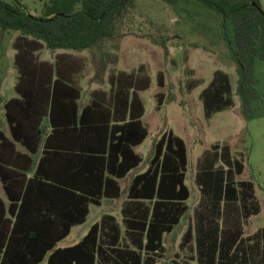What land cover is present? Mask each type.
Returning <instances> with one entry per match:
<instances>
[{
    "label": "trees",
    "instance_id": "trees-1",
    "mask_svg": "<svg viewBox=\"0 0 264 264\" xmlns=\"http://www.w3.org/2000/svg\"><path fill=\"white\" fill-rule=\"evenodd\" d=\"M158 1L189 21L202 40L223 49L235 67L234 93L242 118L264 117V10L259 1ZM134 7L135 0H46L41 14L32 15L17 0H0V32L17 33L11 44L16 97L3 104L10 138L0 132V183L6 199L0 198V264H154L163 252L162 235L185 213L186 145L167 130L152 144L147 168L128 187L129 202L120 210L122 237L115 219L104 215L76 244L55 247L84 222L88 205L119 198L118 180L141 163L134 148L148 132L141 122L139 93L149 88L150 78L142 70L118 71L108 77L107 93H93L80 106L77 77L85 68L83 57L57 53L49 62L37 53L81 52L116 40L125 34ZM161 79L158 72L159 88ZM160 99L157 93L156 109ZM200 99L206 119L231 107L228 75L213 72ZM211 150L215 158L194 179L202 196L199 217L218 220L221 204L229 201L239 202L243 219L256 215L252 183L233 179L243 164L228 147L219 151L215 144ZM143 201L151 202V208ZM214 225V237L196 241L200 264H214L216 251L224 246ZM189 241L188 228L182 245ZM259 241L264 245V228L245 238L246 258L224 261L219 253L216 264L264 263V255L255 253ZM237 243L227 240L229 247Z\"/></svg>",
    "mask_w": 264,
    "mask_h": 264
},
{
    "label": "rangeland",
    "instance_id": "rangeland-1",
    "mask_svg": "<svg viewBox=\"0 0 264 264\" xmlns=\"http://www.w3.org/2000/svg\"><path fill=\"white\" fill-rule=\"evenodd\" d=\"M18 1L32 15L41 14L46 2ZM258 1L264 10V0ZM127 17L123 29L125 34L120 38L106 40L100 47L68 53L83 57L85 62L84 70L77 77L81 88L80 105L87 103L94 92H106L109 88L108 77L118 71L142 70L151 78L150 88L141 93L145 104L142 122H145L151 137L146 144L137 148L142 163L136 171L146 167L151 145L164 131L170 129L186 144L188 164L185 183L190 190L189 210L183 219L181 218L182 222L180 221L178 228L175 227L171 234L165 235V256L158 264H167L174 254H184L178 246L199 197L198 188L194 184V177L199 172L197 164L200 167V162L204 156L212 153L210 149L215 144L218 145L219 151L222 147H228L231 157L243 164L242 174L235 176V180H249L254 188L255 200L260 205L259 213L249 216L244 222V234H251L264 227V117L252 120L242 118L234 93L236 73L233 63L227 59L220 46L202 40L191 30L189 21L180 19L161 1L135 0V7L129 11ZM4 32H0V53L4 58L3 65L6 70L12 66L6 56L10 52L11 41L16 33ZM152 38L159 39V43H153ZM161 40L164 44H161ZM59 52L64 51L43 49L37 56L40 60L51 61ZM215 71L228 75L233 104L206 119L200 92L209 83ZM158 72L162 74V88L157 86ZM7 93V97L15 96L13 90H8ZM157 93L161 94L158 111L155 109ZM122 185L125 188L126 182ZM0 194L3 195L1 190ZM118 207V201L106 202L101 211L117 216ZM91 218L89 215L86 222L73 229L58 246H69L77 242L80 235L92 224Z\"/></svg>",
    "mask_w": 264,
    "mask_h": 264
},
{
    "label": "crops",
    "instance_id": "crops-1",
    "mask_svg": "<svg viewBox=\"0 0 264 264\" xmlns=\"http://www.w3.org/2000/svg\"><path fill=\"white\" fill-rule=\"evenodd\" d=\"M5 32H7V31H5ZM16 34H15V36H16ZM13 39H12V41H13ZM12 41H11V44H12ZM56 51H62V50H56ZM14 52L15 51L11 47L9 54L6 56L8 59H10L11 64H12V61H13ZM66 52L67 51L59 52V53H66ZM3 59L4 58L2 57V55L0 53V132H2L3 135L6 138H10L9 137L8 126H7L5 117H4L3 104L7 100L16 97V94H15V96L7 97V96H9V93L6 94V91H8V90H13L14 91V85H15L16 79H17V72H16L15 68L13 67V65L9 69L5 70L4 65H3ZM43 61H47V60H43ZM51 61H49V62H51ZM150 85H151V78H150ZM149 88H150V86H149ZM148 89L139 93V97H140V100H141L142 105H143V114L141 116V122H142V117H143L144 112H145V104H143L141 93H144V92L148 91ZM108 90H109V88H108ZM108 90L106 92L105 91H101V90H99L97 92L107 93ZM97 92H94V93H97ZM80 99H81V97H80ZM89 99H90V97H89ZM82 105H84V104H82ZM82 105H80V106H82ZM155 109H156V106H155ZM159 109H160V107H159ZM159 109H156V110L158 111ZM144 119H145V116H144ZM143 122H142V125L146 128V130L148 132V135H147L146 139L140 145H138L137 147L134 148V151L139 156H140V154L137 151V148L142 147L144 144H146L149 141V138L151 137L149 129L146 127L145 122H144V124H143ZM168 130H170V129H168ZM16 149L20 150V147L16 145ZM150 153L151 152H149V157L147 159L146 167L143 170L136 171V169H138L140 167L141 163H142V158H141V163L135 169L130 170L124 176V178L118 180L119 187H120V197L117 198V199H106V198H103V199L100 200V203H99L98 206L88 205V213H87V215L85 217L84 222L82 224H80V225L73 226L70 229L68 235L71 233V231L73 229L83 225L86 222L87 217L90 215V218L92 217L91 218L92 224L89 226V228L84 233H82L80 235V237L78 239V241H79L81 238H83L86 235V233L88 232V230L90 229V227L92 225H94L96 223H99L101 218L104 215H110V216H112L115 219V221L120 226V231H121L120 233H121V237H122L124 228H123L122 223H121L122 216H121L120 210H121V207H122V205H123V203L125 201L127 203L129 202V200L127 199V191H128V187H129L133 177H135L137 174L142 173L147 168L148 161H149V158L151 156ZM186 155H187V148H186ZM214 158H215V156L213 154H208V155L204 156V158L200 162V167H199V164H197L199 171L203 168V165L207 164V166H209V164L212 163ZM187 164H188V162H187ZM186 173H187V169H186ZM186 173H185V181H186ZM241 174H239V175H241ZM235 176H237V175H235ZM235 176L233 178L234 182L244 181V180H235ZM194 179H195V177H194ZM185 181H184V183H185ZM124 182H126V187L125 188L122 185V183H124ZM194 184L198 188V193H199L198 201H197L196 206L192 210L191 219L188 221V224L186 225L185 230H184L183 234L181 235L179 246H178V249L180 250V252H184V254H182V255L174 254L173 258H171L167 264H200V259L202 257V251H201V254H200V249H199V251L197 250L196 241L198 239H201V238H204V237H214V231H215L214 222L215 221L218 224V233H217L218 235H217V237H218L219 240H222L221 242L224 244V246L221 247L219 251H216L215 258H214V264H216L217 261H218V254L219 253L223 254V260L224 261L233 260V259H235L234 257H238V256L240 258H246V242H245V238L247 236H249V235H252L254 232H256L257 230H259L261 228L257 229L256 231L252 232L251 234H248V235L244 234L243 225H244V222L246 220H248V218H246V219L242 218L241 213H240V208H239L240 206H239V202L238 201H229V202L225 203L224 205H222L223 204L222 203L221 204V213H220V217H219L218 220H215L213 216H210L209 218H206L205 220H203L201 217H199V214L201 213V209L199 207V203H200L201 197H202L201 193H200V187L195 183V180H194ZM185 185H186V183H185ZM186 187H187V185H186ZM187 189H188V187H187ZM0 190L2 191L1 183H0ZM188 191H189V196H188L187 200L184 202V204L186 205L187 209H186L185 213L180 217L178 223L173 227V229L169 233H164L162 235V243L161 244H162V247H163V252H162L161 256L156 259L154 264H158L161 260L164 259V256H165L164 237H165V235L171 234L174 231L175 227H177V226H179L181 224L180 223L181 218L183 219L184 215L189 210L188 209L189 208L188 207V200L190 198V190L188 189ZM253 192H254V188H253ZM2 194L3 195L0 194V198H2L4 201H6L3 191H2ZM111 201H113V202H117L118 201L119 202L117 216L115 214L111 213V212H103V211H101V209L103 207V204L106 203V202H111ZM256 202L258 204V207L260 208V205H259L257 200H256ZM143 205L148 207V208H151L152 203L148 202V201H143ZM129 212H130V205H127V215L128 216H130ZM258 213H259V211H258ZM95 214H97V217L94 218ZM253 216H255V215H253ZM188 228L190 229V241H189V243L187 245L184 246V245H182V239H183L184 233L186 232V230ZM262 228H264V227H262ZM67 236L65 238H67ZM65 238H63L62 240H64ZM227 240H236V242H238L237 243V248H235V246L234 247H229L227 245ZM60 242H58L55 247H58V248L68 247V246L59 247L58 244ZM77 242H75L74 244H76ZM74 244H72V245H74ZM69 246H71V245H69ZM255 253H256L257 257L259 255H264V245H262V243L260 241H259V244H258V247H257V250L255 251ZM261 264H264V263H261Z\"/></svg>",
    "mask_w": 264,
    "mask_h": 264
}]
</instances>
